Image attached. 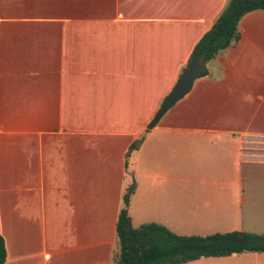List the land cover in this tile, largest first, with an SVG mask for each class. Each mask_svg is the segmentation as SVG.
I'll return each mask as SVG.
<instances>
[{"label":"crops","instance_id":"1","mask_svg":"<svg viewBox=\"0 0 264 264\" xmlns=\"http://www.w3.org/2000/svg\"><path fill=\"white\" fill-rule=\"evenodd\" d=\"M4 1V264H114L135 153L133 227L136 220L201 237L243 231L236 198L225 194H244V166L249 178L264 166V11L242 17L238 41L206 62L204 76L147 130L228 0H11L7 11ZM203 171L216 172L198 185L206 197L181 198ZM186 264H264V253Z\"/></svg>","mask_w":264,"mask_h":264},{"label":"trees","instance_id":"2","mask_svg":"<svg viewBox=\"0 0 264 264\" xmlns=\"http://www.w3.org/2000/svg\"><path fill=\"white\" fill-rule=\"evenodd\" d=\"M253 11H264V0H228L211 28L194 46L186 67L199 57L208 62L232 47L239 39V21ZM140 142L134 143L135 149ZM134 191L133 182L122 196L123 206L115 225L118 253L114 255V264H186L200 258L264 253V234L232 231L205 237L178 236L155 223L134 228L127 211ZM5 260V243L0 236V264Z\"/></svg>","mask_w":264,"mask_h":264},{"label":"rangeland","instance_id":"3","mask_svg":"<svg viewBox=\"0 0 264 264\" xmlns=\"http://www.w3.org/2000/svg\"><path fill=\"white\" fill-rule=\"evenodd\" d=\"M16 1H19V0H15V2H14L15 4H16ZM21 1L26 2L27 0H21ZM4 4L5 5L3 6V9L5 11L9 10V8L11 7L10 6L11 0H5ZM6 15L12 16L11 14H6ZM225 51L222 53L224 54ZM243 61L244 62L248 61L250 63L249 56H245L243 58ZM248 68H250V67H248ZM260 148L261 147H259L258 149H260ZM263 153L264 152H259L257 154L262 155ZM135 158H136V153L133 155V157L131 159L127 160V173L129 174V177H131L132 179H131L130 183L125 186L126 187L125 192L127 191L128 187L134 182L135 177H134L133 165H134ZM242 171H243V175L245 178V183H244L241 191L244 190V194H240V195L234 194L233 197H230L226 193L225 194L227 196L226 199H228V201L230 200V201L234 202V200H232V199L236 198L235 210L238 214L237 216L242 218L243 221H241V223L240 222H234V223H236V224L238 223V225L241 224L243 231L251 232V233H257V234H263L264 233V166H258L256 169H253L252 171H250L251 174L253 175V178H249V173H248L246 166H244ZM215 175H216V172H213V171H210V172H204L203 171V172L197 174L196 175V183H197L196 188L190 190L189 193H187L186 191H181L180 197L181 198H188V197H190V198H194V197L205 198L207 190H205V189L203 190V188H198V185L203 187L204 181L206 179H210V180L213 179L215 177ZM237 199H244L247 201V204H244V205L240 204V206H239V202H237ZM250 203H251V205H250ZM239 210H241L243 213L241 216L238 213ZM139 224H140L139 221L135 220V224H134L135 226L134 227L135 228L139 227ZM230 232H232V231H230ZM114 252H115V254L118 253L117 244H115Z\"/></svg>","mask_w":264,"mask_h":264},{"label":"water","instance_id":"4","mask_svg":"<svg viewBox=\"0 0 264 264\" xmlns=\"http://www.w3.org/2000/svg\"><path fill=\"white\" fill-rule=\"evenodd\" d=\"M206 73V61L199 57L192 65L186 67L175 84L163 98L161 105L149 124L146 126L147 130L153 129L164 114L180 99L189 93L195 80L201 78ZM133 150V147L129 148V152Z\"/></svg>","mask_w":264,"mask_h":264}]
</instances>
